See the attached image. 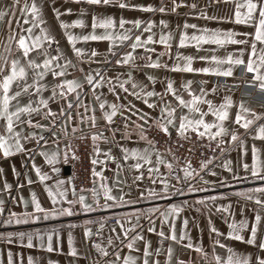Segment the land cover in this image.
I'll return each mask as SVG.
<instances>
[{
    "label": "snow or ice",
    "instance_id": "1",
    "mask_svg": "<svg viewBox=\"0 0 264 264\" xmlns=\"http://www.w3.org/2000/svg\"><path fill=\"white\" fill-rule=\"evenodd\" d=\"M70 3L80 5L75 10L77 18L70 23L62 17L73 13L74 9L62 4L57 6L55 0H24V3L11 0L6 6L0 5V22L7 21L0 27V32L7 35V39L2 41L3 48H0V155L7 158L20 153L33 161V153H36L43 157L50 173H58L57 164L61 156L65 163L69 156L73 161L80 159L77 155L79 144L74 149V140L90 141L91 147L88 153L92 166L89 176L93 186L81 185L78 195L71 177L67 180L53 179L52 187L44 184L52 207H42L36 194L32 193V212H26L24 216L33 221L39 220L41 213L45 220L49 216H73L72 206L77 204V213L132 206L128 211L110 213L114 223L106 243L92 238L89 225L96 226L95 235L99 236L109 216L101 215L99 221H82L83 241L92 250L85 256L86 264H161L159 256L163 245L152 246L144 234L141 220L151 225L147 228L148 233L156 232L161 241L169 242L163 264H173V244L180 246L175 264H194L191 251L198 254L195 264H199L201 259L204 264H264V111H256L245 100H236L230 94L235 85L242 84L245 89L243 95L254 92L264 98V0H207V3L203 0H168L167 4L162 0L158 7L127 0H70ZM110 4L121 9L160 13L184 10L183 24L178 23L176 28L178 39L174 46L177 51L171 66L167 61L161 62V58L172 56V33L162 32L156 39L152 32V19L145 22L121 16L117 21L112 15H101L96 11V7ZM214 6H222L226 14L209 15L208 9ZM46 10L58 22L59 36L49 26ZM89 15L90 26L86 25L85 19ZM189 16L227 22L233 27L189 23ZM159 23L168 26L164 19ZM74 27L80 31H73ZM61 40L66 44L62 45ZM77 42H81V46ZM87 42L105 44V47L82 46ZM153 44L164 47L156 53V49L150 46ZM205 45L212 47L205 48ZM187 46L196 51L182 54L179 49ZM218 50H222L221 54H217ZM202 51L205 54L201 55ZM209 51L211 55L207 54ZM195 62H203V66H196ZM161 67L225 80L232 78L234 85H228L229 94L223 95L218 103L211 97L218 95L225 85L222 83L218 88L215 81L211 88H206L207 80L194 82L187 79L181 80L177 87L175 81L166 76L160 78L163 87L157 91V76L143 70ZM134 72H142L143 79L135 76ZM194 83H198V91L194 89ZM128 97H133L139 104ZM65 139L68 141L66 144ZM248 140L253 141L251 145ZM256 141L260 142L259 146ZM184 142L188 143V148L182 153V159L177 151L184 148ZM101 143L112 147L101 148ZM161 144L163 146H159ZM46 145L53 147L46 148ZM113 147L117 149L115 154ZM197 147L200 159L194 167L189 153H195ZM205 148L209 152L206 157ZM234 148L237 150L235 170L232 160L225 157ZM249 152L250 161L247 159ZM220 159L223 163L217 166L228 176L221 175L218 181L206 179L205 173L217 175L211 166L213 161ZM108 162L115 165L114 169H109L113 172L111 183L102 175ZM97 165H101L99 170ZM32 170L41 183L51 179L49 173L43 172L35 162H32ZM12 174L18 175L15 167ZM229 179L247 182L251 186L236 189L230 194L198 195L192 200L196 212H200L199 206H203L204 214L208 216L209 204L217 212H222L226 231L208 219L209 243L205 246L202 238L194 240L188 234L185 227L188 218L185 217L178 236L176 221L188 206V200L176 202L174 197L204 193L216 183L221 188H228ZM25 180L32 183L27 173ZM198 182L205 187H199ZM121 185H127L129 190L125 192ZM15 187L18 190L20 185ZM11 188L12 185L4 180L0 193L15 203L17 198L11 194ZM68 188L72 189L71 200L66 197ZM88 193L92 203L88 202ZM229 195L254 205L247 207L251 215L245 214L246 205L239 200L238 219L232 211L231 201L215 203ZM147 201L163 203L135 207ZM19 203H25L23 196ZM4 206L5 200L0 198V212ZM18 217L17 212L9 210L3 223L25 222ZM157 219L161 225L159 231L155 228ZM194 227L202 235L199 223ZM54 233L56 250L59 251L60 234L55 229L43 234L48 238L47 245L37 243L35 247H46L52 251ZM26 235L27 246L33 247L31 233H0L5 244L21 243ZM40 238L41 234L37 233L36 240ZM233 241L251 246L254 251L237 250ZM68 252L72 257L79 255L73 247L71 234ZM15 255L17 258L20 256L19 253ZM93 255L98 258L93 259ZM184 255L188 259H183ZM7 257V264H14L11 250ZM28 264H33L31 256ZM49 264L55 262L49 261Z\"/></svg>",
    "mask_w": 264,
    "mask_h": 264
},
{
    "label": "crops",
    "instance_id": "2",
    "mask_svg": "<svg viewBox=\"0 0 264 264\" xmlns=\"http://www.w3.org/2000/svg\"><path fill=\"white\" fill-rule=\"evenodd\" d=\"M11 0H0V5L6 6L8 3H10ZM56 5H64V6H71L74 11L71 14H66L62 18H64L67 22H71L72 19L77 18L75 10L80 7L78 4L70 3V0H55ZM127 2L130 3H136V4H143V5H148L152 4L154 7H158L162 0H127ZM165 4L168 3V0H163ZM191 2V0H190ZM204 3H207V0H203ZM20 3H24V0H20ZM96 11L101 14V15H112L117 21L121 16H123L125 19H136L139 18L143 21H147L148 19H152L154 21V25L152 27V32L155 34V38L159 39L160 34L162 32H171L173 36V47H172V56L169 57L168 55H165L164 57L161 58V62L167 61L168 64L171 66L173 59L175 57V52L177 49L175 48L174 44L175 41L178 39V32L176 31L177 24H183V19H181L183 15V9L178 10L177 13H160L158 11H141L140 9H121L118 6H114L112 4L108 6H98L96 7ZM46 19L48 21V24L50 27H52L57 36L60 35V29L58 27V22L55 20L54 15L50 12L47 11ZM17 15H20L19 12L16 13ZM208 14H226V9H224L222 6H214L210 7L208 9ZM86 19V25L90 26V15L85 18ZM161 19H164L168 21V26L165 27L161 25L159 22ZM187 20L189 23H197L198 25H207L210 27H233L232 24L227 23V22H216V21H205L201 20L199 18H196L194 16H189L187 17ZM7 23V21L0 22V27L3 26V24ZM13 26H15V21H13ZM127 27V25H126ZM73 31H80V29L74 27L72 29ZM86 30V29H85ZM189 31H191L189 29ZM147 35V33H145ZM4 39H7V35L4 32H0V48H3V43L2 41ZM61 44H66L64 40H61ZM78 46H81V42H77ZM82 46L85 48L91 46V47H99L100 49H103L105 47V44H99L97 45L96 42H87L84 43ZM151 47L156 49V53H159L163 49V45H158V44H153L150 45ZM14 47V46H13ZM205 48H211L212 46L210 45H205ZM179 51L182 52L184 55H189L193 54L196 50L191 47H182L179 49ZM140 50H137V53L139 54ZM222 50H218L217 54H221ZM156 53L153 54V58H155ZM201 55L205 54L203 51L200 53ZM207 54L211 55V52L209 51ZM196 66H203V62H195ZM95 67V65H93ZM118 71H121L118 69ZM143 71L150 72L151 74L157 76V81L155 83V89L157 91L162 90V84L160 82L161 77H169L175 81L176 86L178 87L181 80H187V79H192L194 82H198L200 80H207L208 84L205 85L206 88H211L212 87V82L215 81L218 88L220 84H224V88L222 91L218 92V95L212 96L211 98L215 102H219L220 98L225 95L229 94V87L228 85H234V81L232 78H220V77H214L212 75H206V74H191V73H183L179 71H171L169 69H164L163 67L157 68V69H144ZM134 75L137 76L138 78L143 79L142 72H134ZM194 89L198 91V83H194L193 85ZM245 91L244 86L242 84L240 85H235L234 90L230 93L234 99L239 100L243 99L247 103V105L256 111H264V107H261L264 105V98H261L258 96L256 93H252L251 95L245 96L243 95V92ZM109 99H111V96H109ZM128 99L133 100L134 103H138L135 101L133 97H128ZM139 106L144 107L145 110L146 106H143L140 104ZM55 107V105L53 106ZM158 115L159 113H155ZM233 116H234V111H233ZM238 127V126H237ZM239 131L243 132L242 129H238ZM69 134H71V131L69 130ZM107 135V132H105ZM117 136H119V133H117ZM253 141L248 140L247 143L251 145ZM35 143V142H34ZM257 145L259 146L260 142L256 141ZM28 147H31V145H27ZM101 148L104 147H112L111 144L109 145H104L101 143ZM46 148H51L53 146L51 145H46ZM113 153L115 154L117 149L112 148ZM226 158H230L232 160V166L233 169L235 170L236 165H237V150L234 148L230 153L225 154ZM247 159L250 161V152L247 155ZM32 162H35L38 166L41 167L43 172H48L51 179L41 183L35 172L32 170ZM223 159L213 161V170L216 171L217 175L216 176H211L208 173H205V178L211 181H218L219 177L221 175L228 176V173L224 172L221 168H219L217 165L222 164ZM15 167L16 173L18 175L14 176L12 174V169ZM57 167H59V172L58 173H50L49 171V166L44 165L43 163V157L39 156L36 153H33V161H29V158L24 155V154H13L10 157H1L0 158V187H2L4 180H6L10 185H12V188L10 189V192L13 196H15L16 202L13 203L11 200H9L7 195H4L0 193V198H3L5 200V206L3 207V211L0 212V233H6V232H24V233H31L33 235V240L32 244L33 247H28V242H27V235L22 238L21 243H15L13 242L12 244H5L3 237H0V264H7V253L9 250L13 252V259H14V264H28V257L31 256L33 260V264H49V261H54L55 264H72L73 261H75V264H86L85 261V256L91 253V249L88 244L84 243L83 241V224L82 221L84 219H90L93 221H99L100 216H109V218H112L110 213H118V212H124L128 211L130 207L132 206H125L123 208H113L110 210H101L98 212H92V213H77V208L79 205H74L72 206V210L74 215L73 216H62V217H52L49 216L47 220L43 218V214L41 213L40 216L41 218L39 220L33 221L31 220L30 217L24 216V213H31L32 212V204H31V194L35 193L37 196V199L40 201L42 207L45 208H51L52 204L51 201L48 199L47 192L44 190V184L47 183L50 187L53 186V179H65L70 177L69 175V170L67 169L66 164L64 163V160L61 156V159L59 160ZM97 170L100 169L101 165H97ZM115 165L112 164L111 162H108L107 165L105 166V171L102 173L103 176H106L109 178V183H111V177L113 175V172L110 171L109 169H114ZM25 173H27L28 179L32 181L31 184H29L25 180ZM243 170H240V175L243 177ZM121 179H124V177H121ZM228 184H230V187L228 188H221L219 187V183H216L215 187L209 188L206 192L204 193H187L185 196H176L174 197V200L176 202H179L182 199H187L188 200V206L184 208L183 212L180 214L176 221V232L177 235L179 236V229L181 227V223L183 222L184 218H188V224L185 226L186 229L188 230V234L193 237L194 240L196 239H201L202 238V243L207 246L209 243L208 239V232H207V220L211 219L213 224L220 228L222 231H226V224L224 223L223 220V213L222 212H217L216 209L212 204H209V215L206 216L204 214V209L203 206H199L201 208L200 212L195 211V207L192 205V200L198 196V195H213L216 192H226V193H232L236 189H243L245 187L251 186L247 182L239 183L236 181H232L229 179L227 181ZM258 183V182H257ZM19 184L20 188L17 190L15 185ZM93 186V185H92ZM199 187H205L203 184H199ZM67 187V185H65ZM121 187L124 188L125 192H127L128 186L127 185H121ZM115 191V190H114ZM79 195L80 193L77 192ZM135 190H133V195H135ZM89 199L88 202L92 203L91 200V194H87ZM118 195V193H117ZM23 196L25 203L21 204L19 203V198ZM67 199L71 200L73 199L72 196V189L68 188V191L66 193ZM240 201V203H245L246 209H245V214L250 216L251 213L247 211V207H254V205H250L248 202L243 201L241 198L235 197L233 195H229L227 199L225 200H217L215 203H228L231 201V206H232V211L236 214L235 218H239V211H238V203L237 201ZM171 202V201H170ZM63 203V202H61ZM101 203H103V199L101 198ZM162 201H147L144 204L141 205H135V207H147L150 204H162ZM68 206V205H64ZM95 207V205H93ZM15 211L19 214V219L25 221L20 224H9L5 225L3 223V220L7 218L8 211ZM123 220V217L121 218ZM114 223V222H113ZM113 223H108V220L105 223V227L101 230V235L97 236L95 235L96 233V226L89 225V227L92 229L93 232V237L99 242L106 243L107 237L110 235L109 229L113 226ZM140 223L143 225L144 228V234L147 239H149L152 242V246L156 247L162 244L159 242V237L157 236L156 232L153 233H148L147 228L151 225H149L147 222L141 220ZM196 223H199L200 229L202 230V235L201 232L197 231V229L194 227ZM71 225H75V227H71ZM161 225L159 222V219L156 220L155 222V228L157 231H159ZM55 229L56 231L59 232L60 234V246H59V251L56 250V237L55 233L53 235V240H52V246L53 250L48 251L46 247H40L37 248L35 245L37 243H40L42 245H47L48 244V238L46 235H43L46 231H52ZM117 230H119V226H117ZM40 233L41 238L39 241L36 240V234ZM69 234L72 236V241H73V247L77 249L79 255L76 257H72L69 252H68V237ZM15 237L13 240L15 241ZM91 239V238H90ZM168 241L166 244H162L161 248V254L159 256V259L161 260V264H163V255L164 252L166 251ZM233 246L240 251H248L252 252L254 249L251 246H247L243 244L242 242H235L233 241ZM142 247V245H141ZM174 248V255H173V264H175V259H176V253L179 251L180 246L173 244ZM205 250H208L207 247ZM219 251V249H218ZM16 253H19L20 256L19 258L16 257ZM191 257L193 259V262H195L198 259V254L195 253L194 251H191ZM98 258L96 255H93V259ZM183 259H188L187 255H184L182 257ZM199 264H204V261L201 259L199 261Z\"/></svg>",
    "mask_w": 264,
    "mask_h": 264
},
{
    "label": "built area",
    "instance_id": "3",
    "mask_svg": "<svg viewBox=\"0 0 264 264\" xmlns=\"http://www.w3.org/2000/svg\"><path fill=\"white\" fill-rule=\"evenodd\" d=\"M71 135V134H70ZM76 135H80V133H77ZM68 141L65 139L64 143L66 144ZM77 143L79 144V148L77 151V155L80 157L79 160L73 161L71 159V156H69L68 162L65 163L66 166L69 168V175L72 178V184L77 189V192H79V189L81 185H84L85 187H92V183L90 181L89 173L91 172V163L88 156V153L91 151L90 147V141L88 142H77L73 141V148L76 149ZM159 146H163L162 144ZM188 148V143L184 142V148L177 151V155H181V158L183 159L182 153L186 151ZM200 149L197 147L195 153H189V155L192 157L193 160V166H197V161L200 159L199 156ZM205 157L209 154L208 149H204ZM3 157L0 155V158ZM114 220L112 218L108 219V223H113ZM159 242L162 244H166V240L161 241L160 238L158 239Z\"/></svg>",
    "mask_w": 264,
    "mask_h": 264
},
{
    "label": "water",
    "instance_id": "4",
    "mask_svg": "<svg viewBox=\"0 0 264 264\" xmlns=\"http://www.w3.org/2000/svg\"><path fill=\"white\" fill-rule=\"evenodd\" d=\"M67 169L69 170L68 166H67Z\"/></svg>",
    "mask_w": 264,
    "mask_h": 264
}]
</instances>
